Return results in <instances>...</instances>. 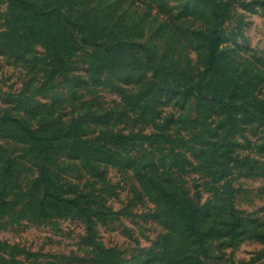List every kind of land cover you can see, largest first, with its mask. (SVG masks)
Here are the masks:
<instances>
[{"label":"rangeland","instance_id":"374dc122","mask_svg":"<svg viewBox=\"0 0 264 264\" xmlns=\"http://www.w3.org/2000/svg\"><path fill=\"white\" fill-rule=\"evenodd\" d=\"M0 264H264V0H0Z\"/></svg>","mask_w":264,"mask_h":264},{"label":"trees","instance_id":"16d2710c","mask_svg":"<svg viewBox=\"0 0 264 264\" xmlns=\"http://www.w3.org/2000/svg\"><path fill=\"white\" fill-rule=\"evenodd\" d=\"M192 91L193 89L189 88L185 90V93H190ZM184 199L186 200V203L184 204L183 211L187 213L185 220H192L194 216L193 213L196 212L197 208L192 204L191 199L186 194L184 195Z\"/></svg>","mask_w":264,"mask_h":264}]
</instances>
